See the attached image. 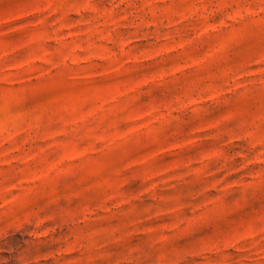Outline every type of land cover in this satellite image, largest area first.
Segmentation results:
<instances>
[{"label": "rangeland", "instance_id": "obj_1", "mask_svg": "<svg viewBox=\"0 0 264 264\" xmlns=\"http://www.w3.org/2000/svg\"><path fill=\"white\" fill-rule=\"evenodd\" d=\"M0 264H264V0H0Z\"/></svg>", "mask_w": 264, "mask_h": 264}]
</instances>
